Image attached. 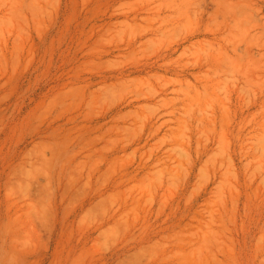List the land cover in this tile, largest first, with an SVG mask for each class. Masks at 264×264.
I'll return each mask as SVG.
<instances>
[{
  "label": "rangeland",
  "instance_id": "374dc122",
  "mask_svg": "<svg viewBox=\"0 0 264 264\" xmlns=\"http://www.w3.org/2000/svg\"><path fill=\"white\" fill-rule=\"evenodd\" d=\"M0 264H264V0H0Z\"/></svg>",
  "mask_w": 264,
  "mask_h": 264
}]
</instances>
